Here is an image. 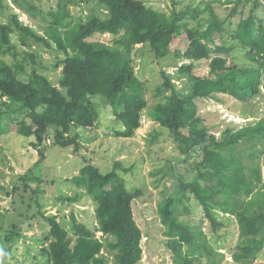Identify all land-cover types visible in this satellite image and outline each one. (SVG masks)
I'll use <instances>...</instances> for the list:
<instances>
[{"label": "trees", "instance_id": "trees-1", "mask_svg": "<svg viewBox=\"0 0 264 264\" xmlns=\"http://www.w3.org/2000/svg\"><path fill=\"white\" fill-rule=\"evenodd\" d=\"M86 1L93 2L96 9L85 20L78 18L74 23L68 8ZM215 1L222 4V0ZM170 2L174 8L178 0ZM223 3L232 5L225 18L209 4L185 18L186 14L175 9L170 14L157 11L145 0H57V11L48 14L50 21L41 28L44 36L20 22L17 14H9L6 22L0 21L2 55L14 56L13 35L26 49H31L32 44L44 45L64 55L55 65L61 68L57 86L35 70L24 80L23 65L0 61V135L15 127L17 136L33 138L29 145L37 154L32 168L19 176L17 189L27 190L37 205L42 179L34 170L45 160L48 145L78 150L77 135L69 134L72 128L94 126L99 117L92 99L95 96L104 99L114 111L121 126L114 135L134 136L141 127L147 101L134 71L132 53L137 45L148 46L156 59L173 55L189 61L176 66L173 75L159 70L161 83L156 93L161 101L147 113L167 132L180 162L186 165L187 178L174 176L171 190L165 188L157 206L163 247L172 264H201L202 260L206 264H256L261 260L264 118L241 126L226 124L214 132V127L207 126L199 115L197 103L211 100L221 104L224 96L247 102L264 90V0ZM10 4L29 18L38 13L32 0H10ZM6 9H10L9 5L0 0V17ZM203 14L206 16L201 17ZM106 35L110 37L108 42L101 41ZM227 37L236 44L227 46ZM236 50L243 56L237 57ZM24 55L33 61L32 54ZM202 65L206 72L200 74L196 71ZM182 79H187V90H178L172 83ZM21 112V118L15 115ZM159 135L160 132L151 135L148 143L154 144ZM116 169L115 166L103 173L86 163L68 180L75 196L58 198L74 204L80 197H87L93 204V230L79 223L73 214L67 224H61L57 215H45L40 205L30 215L28 203L19 214L23 220L1 223L4 246L0 248V264L7 263L12 244L35 219L46 225L40 239L44 264H141L143 234L134 219L133 204L146 191L142 187L128 188ZM190 197L202 211L198 226L179 219L181 213H189L185 206L183 210L179 207ZM213 211L235 221L233 246H222L230 262L202 231L206 221L210 233L219 239L230 234L229 225L219 222ZM96 233L101 234L99 238Z\"/></svg>", "mask_w": 264, "mask_h": 264}, {"label": "rangeland", "instance_id": "rangeland-1", "mask_svg": "<svg viewBox=\"0 0 264 264\" xmlns=\"http://www.w3.org/2000/svg\"><path fill=\"white\" fill-rule=\"evenodd\" d=\"M5 2L10 9H6L4 15L0 17L1 22H6L9 14H17L20 22L39 32L41 36H44V31L41 28H44L46 22L50 21L48 14L57 11V0H32L38 13L35 17L29 18L16 10L10 4V0H5ZM145 3L166 14H170L171 10L175 9L178 13L186 14L185 18L190 17L191 11L197 8L202 10L208 4L217 15L225 18L232 7V5H223V0L222 4L216 3L215 0H178L174 8L170 0H145ZM94 9H96V5L91 1H86L78 7L68 8V12L76 23L78 18L85 20ZM97 16L104 17L99 13ZM205 16L201 15V17ZM190 22L192 26H195L193 21ZM61 36L64 37L63 31H61ZM109 39L110 37L106 35L100 40L108 42ZM11 43L15 47L14 56L0 53V61L10 65L16 63L23 65L26 74L21 78L24 80L28 78L32 70H35L36 73L46 76L52 84L57 86L61 68L55 65L64 58L60 51H49L44 45L36 44H32L31 49H26L15 35L11 37ZM226 44L230 46L236 43L227 37ZM51 45L56 48L54 44L51 43ZM24 52L32 54L35 63L31 58L26 57ZM234 54L237 57L243 56V52L239 50H236ZM132 60L134 71L143 84L147 101V109L143 112L141 127L135 131L132 138L116 137L114 133L121 126L115 119L113 109L100 96L93 97V102L98 110V120L91 128H72L69 134L71 137L77 135L78 150L75 151L73 146L63 149L48 145L45 150V160L39 168L34 170V173L42 179L40 193L36 197L37 205L33 199L29 198L27 190L17 189L19 176L31 169L37 160L35 150L29 145V141H32L33 138L28 140L17 136L14 132L15 127L12 126L0 135V226L1 223L5 225L8 221L23 220L24 216H19V214L24 210L23 207L29 203L31 208H29L28 214L30 215L37 212L40 205L45 215H57L61 224H67L70 215L73 214L79 223L93 230L95 226L93 204L87 197H80L74 204L60 202L58 198L75 196L74 187L68 180L75 176L86 163L95 165L103 173L111 171L116 166L119 176L123 178L128 188L142 187L146 191L145 195L133 204L134 219L143 234L141 264H172L169 253L163 247L164 237L157 214V206L163 198L162 192L165 188L171 190L174 176L187 178L186 165L180 162L181 157L175 150L174 144L169 140L167 132L152 122L147 113L161 101V97L156 93V89L161 83L159 70L173 75L176 72V66L189 64V61L175 58L173 55L156 59L148 46L144 45L135 46ZM198 71L203 74L206 69L202 65L196 72ZM172 83L178 90L188 89L187 79H182L180 82L172 80ZM197 106L198 113L205 124L214 127L212 131L216 132L226 124L241 126L264 118V90L247 102H238L224 96L221 104L205 100L198 102ZM23 114V112L15 113L20 118ZM156 132H160L157 141L154 144H149L151 135ZM262 180L264 182V168H262ZM184 206L189 210V213H181L179 219L190 225L198 226L203 218L201 208L191 197L184 201V205L179 208L183 210ZM213 212L219 222L229 225L227 227L230 234L228 233L227 237L225 235L226 238L223 237L222 240L219 239L215 234L210 233L206 221L202 225V231L207 234L213 247L224 254V259L230 262L228 253L222 246L226 248L233 246L235 221L228 215H222L220 211ZM45 226L39 219L32 221L31 227L24 229L22 237L12 244L10 257L6 264H44L45 259L40 253V239ZM100 235V233H96L97 238ZM3 246L0 239V248L2 249ZM257 263L264 264V254ZM201 264H206V261L202 260Z\"/></svg>", "mask_w": 264, "mask_h": 264}]
</instances>
